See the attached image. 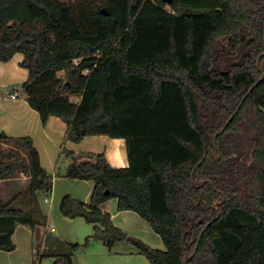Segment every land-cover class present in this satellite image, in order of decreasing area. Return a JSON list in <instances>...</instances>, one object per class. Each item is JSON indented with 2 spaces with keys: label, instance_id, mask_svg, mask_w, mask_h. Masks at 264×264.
Instances as JSON below:
<instances>
[{
  "label": "trees",
  "instance_id": "trees-1",
  "mask_svg": "<svg viewBox=\"0 0 264 264\" xmlns=\"http://www.w3.org/2000/svg\"><path fill=\"white\" fill-rule=\"evenodd\" d=\"M146 20L162 21L165 45L140 47ZM17 53L25 101L42 124L55 116L66 125L64 142L125 141L126 167L61 145L64 176L93 183L87 202L59 203L63 216L92 225L86 243H126L150 264H264V0H0V62ZM169 92L188 131L168 132L180 155L133 154L128 122L143 105L155 115ZM0 181L16 185L0 198V251H12L17 224L45 220L38 193L51 190L30 137L0 134ZM111 198L148 222L165 249L116 227L100 209ZM66 247L55 264H73L79 244Z\"/></svg>",
  "mask_w": 264,
  "mask_h": 264
},
{
  "label": "crops",
  "instance_id": "crops-1",
  "mask_svg": "<svg viewBox=\"0 0 264 264\" xmlns=\"http://www.w3.org/2000/svg\"><path fill=\"white\" fill-rule=\"evenodd\" d=\"M22 57V54L17 53L9 61L0 62V88H11L7 95L0 96V134L5 133L10 137H30L34 147L38 151L40 165L46 171L49 168L52 170L59 157L62 155L61 145H64L67 150L75 153H103L108 163L112 167L128 166L129 161L126 153V145L124 139L122 138H112L106 135H93L86 136L79 142H64L66 125L58 117L51 116L48 118L45 124L41 123L38 112L33 110L28 105L20 88L21 84L28 79L27 70L19 66V62L22 60ZM12 94L16 95L15 99L11 98ZM68 163L69 160L67 159L66 167ZM1 185L4 188L2 189V199H4L6 196H11L13 189L15 190L16 188V185H13L11 183L5 184L0 181V186ZM53 185L58 186L57 190H52ZM8 188L10 190L12 189V191L6 192L5 189ZM92 188L93 183L91 181L69 180L65 176L59 174L56 175L55 178L53 177L50 190V201L55 200L56 198L60 199L65 195H69L76 200L87 202ZM44 201L46 202L47 199L45 198ZM116 204V199L111 198L101 203L100 209L104 212H108L111 216L112 223L123 232L140 240H144L143 238H147V241L145 240V242L149 244L150 247L159 249L160 245L158 244L162 243V241L157 234H155V236L151 234V232H149L145 224L146 222H144L145 220H143L138 216V214L133 211H118L116 208ZM55 217L59 218L57 214H55ZM59 219H61L70 227L75 226L77 223L79 227H83L81 224L82 222H75V220L62 218ZM18 227L27 229L28 233L31 236L30 239L35 240L37 244H43V242H45V247H43L41 251L43 253V256L57 257L66 253L67 247L58 243L59 241L57 240V242L53 241L50 246L46 247V242H48V235L54 232L53 226L48 225V216L46 223L44 220L43 222L35 224L33 227L29 224H17L11 236V240L14 243L15 247H17L15 234ZM80 232H84L83 234H85V232H87V228H83ZM137 234L142 235L140 236ZM126 247L127 249L125 251H120L122 248H120V246H117V249L119 250H116L114 254L128 253L131 258H136L126 259L121 262H118L119 260H117L116 262V259L110 260L113 261L111 262V264H150L144 256L137 254L132 247H129L127 245ZM5 252L6 251L1 250L0 255L2 253L7 255V253ZM115 257L120 256L117 255ZM8 262L10 264H19L26 261Z\"/></svg>",
  "mask_w": 264,
  "mask_h": 264
},
{
  "label": "rangeland",
  "instance_id": "rangeland-1",
  "mask_svg": "<svg viewBox=\"0 0 264 264\" xmlns=\"http://www.w3.org/2000/svg\"><path fill=\"white\" fill-rule=\"evenodd\" d=\"M161 25L162 21L159 20H146L138 23L139 45L142 49H144V47H147L148 45H165V39L160 34ZM256 65L258 69H260L259 62H257ZM58 76L63 77V73L59 72ZM10 89L11 88L8 87H1L0 96L7 95ZM172 95L173 93L171 94L169 92L167 100H165L161 105H159L157 111L158 113L156 112L155 115H147V111L143 105V108L141 107L137 112L136 119H133L134 116L130 117L129 120H136V123L133 125L128 122V125L133 128L132 134L134 136L133 138H135L133 154H135L138 150H140V154L144 153L143 149L146 147L152 149L153 151L155 150L157 155L168 154L174 158H177L180 155L179 150L174 146V144H172L169 139H167L168 132L171 130H175V132H178L182 135H188V131L183 121L180 103L177 98L173 99ZM135 96L137 95L135 94ZM125 108H128L127 105ZM120 116L125 117L123 113H121ZM66 163L67 159L65 155L62 154L59 157L54 168H52V170L50 168L47 169V173L51 177V183L53 177L55 178L56 175L60 174L64 176L66 170ZM24 181L25 179L23 175H20L17 182L22 184ZM57 188V185H53L52 190H57ZM0 189V197L2 198V189H4L2 185L0 186ZM5 191L11 192L12 189L10 190L8 188L5 189ZM9 197L10 196H6L4 199H7ZM45 198L47 199L46 202L44 201ZM61 199L62 197L60 199L56 198L55 200L50 201V192L38 193L40 208L44 215H46L45 223L48 216V225L53 226L54 228V232L48 235V242H46V247L50 246L52 242L56 240L59 241L58 243L63 246H66L67 242H77L79 244V247L73 252V264H111V262L113 261L110 260L116 259V262L117 260H119L118 262H121L126 259L136 258H131L128 253L114 254L116 250H119L117 249V246H120V248H122L120 251H125L127 249L126 245L131 247L126 243H118L114 245L111 250L99 241L90 240L88 243H86V238L93 232L92 225L87 223L83 218L80 217L68 218L63 216L59 211V203ZM55 214H57V216L62 219L75 220V222H82L81 224L83 227H79L78 223L75 226L70 227L61 219L55 217ZM145 224L149 232L155 235L156 233H154V231L151 229L148 222H146ZM83 228H87V232H85V234H83L84 232H80ZM137 235L141 236L142 234ZM30 238L31 236L28 233L27 229L23 227H18L15 234L17 247H15L13 251H6L5 253H7V255L2 253L0 255V264H10L8 261H26L19 263L26 264L30 263L32 260H35L37 264H55L54 262L58 257L41 256V251L43 247H45V242H43V244H37L35 240H31ZM143 239L144 240L141 241L146 243L145 240L147 238ZM158 245H160L159 249H165L163 243H159ZM117 255L120 257H115Z\"/></svg>",
  "mask_w": 264,
  "mask_h": 264
},
{
  "label": "water",
  "instance_id": "water-1",
  "mask_svg": "<svg viewBox=\"0 0 264 264\" xmlns=\"http://www.w3.org/2000/svg\"><path fill=\"white\" fill-rule=\"evenodd\" d=\"M163 2H166V3H170L172 0H162ZM100 13H102V14H105V15H108V12L106 11V9L105 8H101L100 9ZM223 130H224V127L216 134V136L218 135V134H220L221 132H223ZM216 136L214 137V140H216ZM192 180V179H191ZM193 181V180H192ZM203 184V183H202ZM202 184H200V185H202ZM199 185V186H200ZM194 186H196V185H194ZM199 240V239H198ZM195 253V250H194V252L192 253V255L191 256H189L186 260H185V262L184 263H186L192 256H193V254Z\"/></svg>",
  "mask_w": 264,
  "mask_h": 264
},
{
  "label": "built area",
  "instance_id": "built-area-1",
  "mask_svg": "<svg viewBox=\"0 0 264 264\" xmlns=\"http://www.w3.org/2000/svg\"><path fill=\"white\" fill-rule=\"evenodd\" d=\"M83 73H84V74H88V73H89V69H85ZM11 98H12V99H15V98H16V95H15V94H12V95H11ZM51 230H52V228H51Z\"/></svg>",
  "mask_w": 264,
  "mask_h": 264
}]
</instances>
